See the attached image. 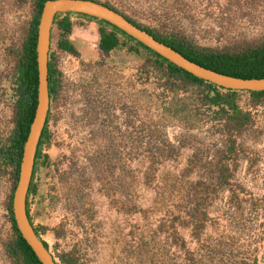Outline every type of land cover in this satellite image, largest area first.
<instances>
[{"label":"rangeland","instance_id":"1","mask_svg":"<svg viewBox=\"0 0 264 264\" xmlns=\"http://www.w3.org/2000/svg\"><path fill=\"white\" fill-rule=\"evenodd\" d=\"M103 1L143 25L201 46L238 49L264 39V0ZM31 12L29 0H0V141L12 126L10 66ZM70 13L74 22L67 37L78 54L57 46L60 30L53 25L50 51L62 86L51 101L49 136L41 146L47 158L39 164L37 189L30 195L33 223L50 251H73L79 258L75 264H264V107H248L253 123L236 136L246 150L232 184L211 192L210 166L204 163L221 146V137H228L223 125L196 107L189 124L167 119L156 102L161 82L151 67L150 79L141 82L138 74L129 88L126 79L121 83L119 71L138 73L146 52H131L127 45L134 43L128 41L102 53L98 30L86 29L73 17L82 15ZM239 100L243 105L247 96ZM132 105L134 116L128 117ZM167 142L179 147L177 160L160 158L153 181L145 184L147 165L167 156ZM195 152L202 162L173 190V175L188 169ZM8 172L0 163V264L8 263L3 246L11 225L4 207L12 185ZM200 180L208 187L202 190L205 216L195 229L198 219L188 213L193 204L185 183ZM78 181L84 183L81 195L73 187ZM169 212L181 216L173 224L185 247L161 228Z\"/></svg>","mask_w":264,"mask_h":264},{"label":"trees","instance_id":"2","mask_svg":"<svg viewBox=\"0 0 264 264\" xmlns=\"http://www.w3.org/2000/svg\"><path fill=\"white\" fill-rule=\"evenodd\" d=\"M32 3V12L26 21L24 32L14 50V61L10 66V81L12 83V91L10 94L11 106V123L8 134L0 141V163L3 169L9 168V174L12 179V185L4 201L6 213L11 222L10 234L7 239L3 241L4 249L8 256L7 264H42L35 255L31 246L22 237L21 233L16 227L12 210H11V196L16 183L18 166L22 153V145L27 136L30 122L33 118L34 109L36 105L37 93V67H36V30L38 17L45 0H29ZM101 1L122 12L132 23L144 29L153 35L157 40L168 44L175 51L182 53L190 60L199 63L202 66L216 70L218 72L229 74L244 78H262L264 77V39L257 43H249L242 48L218 49L198 45L177 33H170L143 25L137 20L129 16L128 13L120 9L109 1ZM71 14L68 12L57 13L54 16L53 25L57 27L59 37L57 39V46L61 50L69 51L73 54H78L74 44L69 40L67 34L70 32L73 24ZM82 16L94 18L98 22V38L97 46L99 50L108 54L115 48H122L126 46L128 41L133 42L134 45H127V49L136 54H142L140 49L144 50L145 55L144 64L139 68L138 73L134 75V79L140 74L139 80L144 82L150 79L149 67L156 72L157 80L161 82V91L156 95V102L161 105L163 112L167 119L177 122H189L197 115L193 113L192 108L206 113L211 119L219 121L226 136L221 137V146H216L213 149L212 158L206 159L204 165L210 166L209 179L212 180L211 192H216L219 188H224L226 185H231L233 178V170L237 166L240 153L245 152V145L239 140L237 135L242 134L243 130L253 123L251 110L248 107H264V91H237L225 89L212 84L204 79H201L192 73L180 69L173 65L166 58L162 57L155 51L136 41L130 35L126 34L116 26L109 22L89 16L87 14L79 13ZM91 83V82H90ZM92 84V83H91ZM91 84H88L89 86ZM61 72L56 67L51 57V51L48 54V91H49V109L46 116V121L39 139L31 181L26 197V211L29 220L34 226L35 231L41 236L42 229L33 223V218L30 213V195H33L37 189V171L39 164L43 159L47 158V154L42 152V143L44 139L49 136L48 121L50 118V106L52 99L59 97L61 92ZM86 87L85 91H90ZM87 92V93H88ZM156 92V91H155ZM152 93L150 92L149 96ZM243 95L247 96L245 104H241L239 98ZM106 107H109L108 105ZM125 109V105H121ZM127 115L134 116V107L127 108ZM186 124H189V123ZM128 126L130 123L128 122ZM119 127V126H118ZM116 128V126H115ZM131 128L134 130V122H131ZM119 134V128H116ZM234 136V137H233ZM166 155L154 157L147 165L145 171V184H150L153 181L156 170V163L163 162L164 159L177 160L179 147L166 143ZM164 153V152H163ZM161 158V159H160ZM199 152H195L189 159L188 169L186 168L182 174L173 175L175 178L171 184L173 190L179 189L180 184L190 174L193 168L198 167L202 162ZM253 165V161H251ZM128 171V170H127ZM130 171H128L129 173ZM131 173V172H130ZM212 175V176H211ZM137 181L139 177L136 176ZM207 181H187L186 198L193 206L188 210L192 217L198 220L195 222V229H198L205 216V211L201 210L202 201L205 195H202V190L207 188ZM84 183L78 181L74 187L76 194L82 192ZM81 195V194H80ZM235 196V194H234ZM183 197H185L183 195ZM236 197V196H235ZM235 200L234 197L232 198ZM179 213L169 212L165 218V222L161 224V228L167 229L170 235H173L174 241L180 247H185L183 238H178L175 234L176 227L174 221L180 219ZM43 243L46 247L48 242L43 238ZM186 249V248H185ZM50 250V249H49ZM189 253L190 250L186 249ZM52 253V252H51ZM53 254V253H52ZM54 259L58 264H75L78 262V256L73 251H63L58 254H53ZM193 263L195 258H188ZM254 263H257V257H254Z\"/></svg>","mask_w":264,"mask_h":264},{"label":"water","instance_id":"3","mask_svg":"<svg viewBox=\"0 0 264 264\" xmlns=\"http://www.w3.org/2000/svg\"><path fill=\"white\" fill-rule=\"evenodd\" d=\"M76 12L109 22L136 41L155 51L167 61L193 75L225 89L237 91H264V77L244 78L224 74L194 62L175 51L168 44L132 23L122 12L98 0H45L36 30L37 93L33 118L22 145L16 183L11 196V210L17 229L31 246L42 264H58L53 254L35 231L26 211V197L31 181L36 151L49 109L48 54L54 16L61 12Z\"/></svg>","mask_w":264,"mask_h":264},{"label":"crops","instance_id":"4","mask_svg":"<svg viewBox=\"0 0 264 264\" xmlns=\"http://www.w3.org/2000/svg\"><path fill=\"white\" fill-rule=\"evenodd\" d=\"M73 17L82 20L83 21L82 25L85 26L86 29L88 28L89 30H94V29L98 30V22L94 18H89L84 16H73ZM52 33L53 31L51 32V37H52ZM119 72L121 76L120 79H122L121 83L126 79L129 88V80L132 77L134 84L135 71L133 69L131 70L130 68H123V70H120Z\"/></svg>","mask_w":264,"mask_h":264}]
</instances>
